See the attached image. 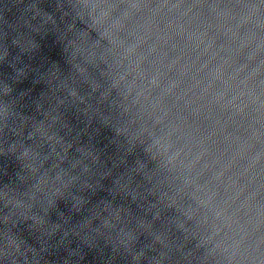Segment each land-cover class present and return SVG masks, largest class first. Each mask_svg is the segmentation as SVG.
<instances>
[{
	"label": "clouds",
	"instance_id": "clouds-1",
	"mask_svg": "<svg viewBox=\"0 0 264 264\" xmlns=\"http://www.w3.org/2000/svg\"><path fill=\"white\" fill-rule=\"evenodd\" d=\"M0 50V264H264V0H0Z\"/></svg>",
	"mask_w": 264,
	"mask_h": 264
}]
</instances>
